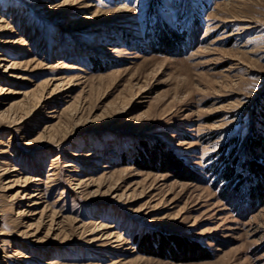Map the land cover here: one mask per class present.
<instances>
[{
  "label": "rangeland",
  "instance_id": "1",
  "mask_svg": "<svg viewBox=\"0 0 264 264\" xmlns=\"http://www.w3.org/2000/svg\"><path fill=\"white\" fill-rule=\"evenodd\" d=\"M0 53V264H264V0H0Z\"/></svg>",
  "mask_w": 264,
  "mask_h": 264
},
{
  "label": "trees",
  "instance_id": "2",
  "mask_svg": "<svg viewBox=\"0 0 264 264\" xmlns=\"http://www.w3.org/2000/svg\"><path fill=\"white\" fill-rule=\"evenodd\" d=\"M171 33L175 41L181 39V36L177 35L174 32H171ZM168 39L169 38L164 34L163 36H161V46L164 47V49L169 48L170 42L168 41ZM250 145L253 150H261L262 152H264V138L263 137L257 135L256 138L252 142H250ZM166 162H170L169 164L175 167L179 172L188 175L189 180H192V179L194 180L198 178V176L195 173L191 172L188 168L181 165L180 161L177 160L175 157L164 154L163 163H166ZM247 168L251 171L252 174H255L258 177H260V183L255 188H253V195L255 193L257 198L262 196V199H264V166H262L258 162H249V164H247ZM225 172H226L225 178L227 180H232L233 179V169L231 168L227 169ZM192 254H194V252H192ZM201 254L207 255V252L204 250L201 252Z\"/></svg>",
  "mask_w": 264,
  "mask_h": 264
},
{
  "label": "bare ground",
  "instance_id": "3",
  "mask_svg": "<svg viewBox=\"0 0 264 264\" xmlns=\"http://www.w3.org/2000/svg\"><path fill=\"white\" fill-rule=\"evenodd\" d=\"M0 55H1V53H0ZM1 60V59H0Z\"/></svg>",
  "mask_w": 264,
  "mask_h": 264
}]
</instances>
